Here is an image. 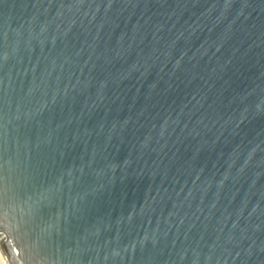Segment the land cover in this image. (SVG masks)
I'll use <instances>...</instances> for the list:
<instances>
[{"label": "water", "instance_id": "water-1", "mask_svg": "<svg viewBox=\"0 0 264 264\" xmlns=\"http://www.w3.org/2000/svg\"><path fill=\"white\" fill-rule=\"evenodd\" d=\"M9 264H264V0H0Z\"/></svg>", "mask_w": 264, "mask_h": 264}, {"label": "bare ground", "instance_id": "bare-ground-1", "mask_svg": "<svg viewBox=\"0 0 264 264\" xmlns=\"http://www.w3.org/2000/svg\"><path fill=\"white\" fill-rule=\"evenodd\" d=\"M0 264H9L5 253L3 252L1 245H0Z\"/></svg>", "mask_w": 264, "mask_h": 264}]
</instances>
